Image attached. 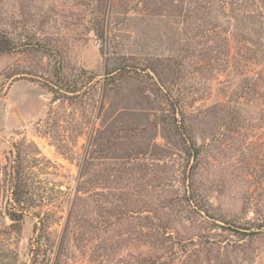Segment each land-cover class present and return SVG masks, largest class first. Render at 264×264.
Here are the masks:
<instances>
[{"label": "rangeland", "instance_id": "374dc122", "mask_svg": "<svg viewBox=\"0 0 264 264\" xmlns=\"http://www.w3.org/2000/svg\"><path fill=\"white\" fill-rule=\"evenodd\" d=\"M0 41V264H264V0H0Z\"/></svg>", "mask_w": 264, "mask_h": 264}, {"label": "trees", "instance_id": "16d2710c", "mask_svg": "<svg viewBox=\"0 0 264 264\" xmlns=\"http://www.w3.org/2000/svg\"><path fill=\"white\" fill-rule=\"evenodd\" d=\"M7 42V41H6ZM0 41V51H6L10 49L9 43L3 44ZM13 188L12 194L14 202L18 205L9 212V216L13 221H19L24 215V204L28 201L27 196L29 194L28 183H26L25 176L21 172V166L17 162L15 169L13 170Z\"/></svg>", "mask_w": 264, "mask_h": 264}]
</instances>
